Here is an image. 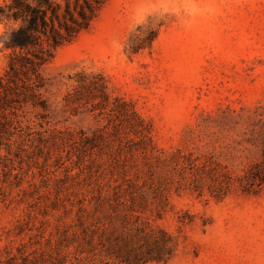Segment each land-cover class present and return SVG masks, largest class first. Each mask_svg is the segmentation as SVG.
Returning <instances> with one entry per match:
<instances>
[{
    "label": "rangeland",
    "instance_id": "1",
    "mask_svg": "<svg viewBox=\"0 0 264 264\" xmlns=\"http://www.w3.org/2000/svg\"><path fill=\"white\" fill-rule=\"evenodd\" d=\"M9 54L0 257L264 264V0H107L36 73Z\"/></svg>",
    "mask_w": 264,
    "mask_h": 264
},
{
    "label": "trees",
    "instance_id": "2",
    "mask_svg": "<svg viewBox=\"0 0 264 264\" xmlns=\"http://www.w3.org/2000/svg\"><path fill=\"white\" fill-rule=\"evenodd\" d=\"M107 0H2L1 48L9 51L5 77L12 80L34 74L54 52L87 30ZM38 244V242L31 243ZM25 245L16 247L18 255L5 251L0 264H64L62 258L39 259L24 254ZM129 262L127 261V263Z\"/></svg>",
    "mask_w": 264,
    "mask_h": 264
},
{
    "label": "clouds",
    "instance_id": "3",
    "mask_svg": "<svg viewBox=\"0 0 264 264\" xmlns=\"http://www.w3.org/2000/svg\"><path fill=\"white\" fill-rule=\"evenodd\" d=\"M165 2V0H161ZM189 11H195L191 9ZM168 18V14L161 9L160 13H154L151 11H144L143 9H138L134 14V26L139 30H149L159 25L163 24Z\"/></svg>",
    "mask_w": 264,
    "mask_h": 264
}]
</instances>
